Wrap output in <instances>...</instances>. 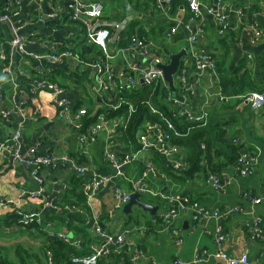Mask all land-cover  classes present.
Segmentation results:
<instances>
[{"label": "built area", "instance_id": "1", "mask_svg": "<svg viewBox=\"0 0 264 264\" xmlns=\"http://www.w3.org/2000/svg\"><path fill=\"white\" fill-rule=\"evenodd\" d=\"M152 1L159 11L160 19L172 24L170 29L165 32L164 39L172 42L180 28L188 32L187 48L185 49L187 61L183 62L178 72L173 75L174 92L164 78L163 66L169 64V56L163 52L162 45L148 37H140L138 34L140 29L135 30V26L134 31L131 32L128 19H115L108 16L104 6L98 0H65L64 7L52 10L46 16L50 21L60 22L67 19L80 24L84 29V40L81 44L96 48L89 57L73 51L69 45L60 41L48 43L46 54L28 53L26 50L27 40L21 35L22 26L15 21L19 16L17 0H7L5 9L0 13V24L10 23L11 40L8 44V51L0 54V58L5 62L4 69L8 76L5 82L0 83V106L3 107L0 109V120L4 123H11L13 119H16V123L14 131L9 136L0 137V157L5 153L18 165L29 167L30 175L37 184V188L34 190L22 188L17 200H8V203L17 207L15 211L21 226L36 225L47 237L69 242V234L50 230L52 224L44 219L41 211L25 212L19 208L23 199H43L44 206L53 211L62 210L47 199L44 175L48 170L61 168L80 177L88 176L85 189L87 199L111 184L113 199L118 208H123L133 194L164 201L166 208L161 218L169 227L170 235L178 246L184 243L181 229L177 226L182 213L191 212L194 224L215 222L212 235L214 248L196 254L190 261L178 259L173 264H197L209 260H216L219 264H255L250 261L246 251L237 257L225 251L227 235L222 221L231 212L230 210L208 207L187 195L165 194L150 186L148 176L158 172L152 158L154 155L162 157L166 166L175 172H182L189 168L184 148L174 142V136H176L174 119L180 118L186 122L202 123L203 125L207 123V112L203 110L195 112L191 108V99L195 97L198 85L206 74H210L218 84L215 57L197 46L198 41L205 34L203 12L216 18L217 33L223 35L229 30L228 17L229 13L233 11L238 16L241 35L249 47H255L264 40V27L257 20L261 12L254 13L249 18L246 13L249 8H234L224 0H217L216 3L208 6H204L201 0H185L190 15L186 22H181L169 13L172 0ZM156 9L147 8V15H151ZM246 17L248 21H242ZM17 52L28 56L35 63L36 70L41 72L40 78L31 80L26 87H22V84L13 75V57ZM248 58L252 59V56L248 55ZM190 63L194 68L193 72L190 71ZM43 64L48 65V71L53 74L61 69L68 75L77 70L83 72L92 70L94 72L95 79L90 87V97L99 106L96 105L90 114V120H88L87 108L85 106L76 108V104L68 97L69 90L66 87L42 74ZM7 84L11 89L13 108H4ZM143 87H152L148 100L137 104L127 102L124 98L116 101L117 95L126 89ZM41 92L49 93L50 102L56 110V118L63 120L77 133L82 156L87 155L88 148L102 139L105 160L110 166L111 173L103 174L90 161L81 162L78 158L68 154L40 153L36 149L23 151L24 128L28 122L39 117V108L33 104L34 99ZM241 98L253 112L264 108V92H251ZM229 99L220 91L218 92L219 102ZM155 102L169 105L168 113L162 111L155 105ZM126 105H128V115L136 113L139 106H147L154 115L150 119L142 120L136 133L140 147L135 150L130 141L125 142L123 139L125 136L124 124L127 120H125L126 117L122 110ZM28 107L32 108L31 112L26 111ZM118 111H120L119 114L113 116ZM121 128H123L122 131H120ZM235 143L238 144L237 140ZM120 147L127 148L124 154L118 153L117 148ZM201 148L205 149L204 143L201 144ZM140 160L144 165L143 175L138 179L127 177L125 169ZM258 162L259 152L241 148L234 163L236 174L242 178L252 175ZM121 180L128 184V188L123 187L120 183ZM205 181L214 192H223L226 189V182L217 173L208 171ZM244 197L250 207L246 211L248 219L243 223V229L251 240L264 239V218L256 214L255 211V207L262 203L263 198L256 197L251 193H245ZM4 203L5 201L0 199V207ZM64 210L68 214L82 213L81 210L74 207L67 206ZM82 214H84L83 224L101 238V244L91 255L73 256L74 263L97 264L98 260L109 250L121 251L129 245L126 241V233L114 236L116 237L114 240L113 236L102 230L96 214L93 212ZM141 256H143L142 252L136 249L130 258L131 264H137ZM259 264H264V250L260 254Z\"/></svg>", "mask_w": 264, "mask_h": 264}, {"label": "crops", "instance_id": "2", "mask_svg": "<svg viewBox=\"0 0 264 264\" xmlns=\"http://www.w3.org/2000/svg\"><path fill=\"white\" fill-rule=\"evenodd\" d=\"M98 1L104 6L106 14L112 18H115L116 15L121 16V10L123 13L121 18H128L130 22H145L147 27L141 30H144L146 35L151 33L157 36L160 29L168 27L166 26L167 24H165L166 21L160 19L159 11L155 8L152 0ZM216 1L217 0H201L204 6H208L212 3L214 4ZM224 1L231 4L234 8H250L256 2L255 0H238V3L235 4L233 0ZM143 3H147L148 7L144 6L142 10H138V4ZM258 3L261 15H258L257 20L261 26L264 27V15H262V12H264V0ZM116 4L119 5L118 9L113 11L109 9L113 8ZM6 5L7 0H0V13L5 9ZM17 5L19 16L15 21L22 26L21 35L27 40L26 50L28 53L46 54V45L52 41H60L69 45L71 48L76 47V50L79 48L82 41L78 43L75 38L79 32H84L80 24L68 22L60 29H57L55 27H50L47 23L50 21L46 17L47 13L57 8L64 7L65 0H42L41 2L40 0H17ZM147 8L156 9L157 12L154 11L151 15H147ZM189 15L190 13L188 10L183 9L178 13L177 19H179L178 21L186 22ZM203 15L205 17V34L200 38L197 46L201 50L209 52L212 55L220 54L221 57L225 52L223 47H221L216 40L225 36V43L228 44L230 50L229 53L226 54L229 70L234 71V68L240 61L245 62L252 70V78L264 88V73L260 62L264 53V40L255 47H249L241 35L238 16L233 11L229 13L228 17L229 30L223 35L217 33L216 18L207 15L206 12H203ZM242 21L247 22V17ZM169 29L170 27H168L166 31ZM187 37L188 32L180 28L174 40L170 42V45L174 44L175 46H180L178 49V52H180L187 48ZM10 40V23L0 24V54L8 51ZM156 41L162 45L163 52L168 54L164 50V39H157ZM93 51L94 50L89 51L86 57H89ZM76 52L82 55L85 54L80 51ZM248 55H251L252 59H249ZM186 61L187 60H184V62ZM25 62H28L30 72L23 66ZM4 64V60L0 58V83L8 79ZM47 66L48 65L43 64L42 74L50 79L56 78L59 83L63 79V86L69 90L68 97L73 103L76 105L79 102L87 104L91 101L90 87L93 85L95 79V74L92 70H87L85 72L76 71L77 73H86V81H84L85 86H82L80 83L76 82L78 81L77 79H71L66 71L64 74L60 72L53 74L48 71ZM190 71H194L192 65ZM40 74L41 72L36 70L35 63H33L28 56L18 52L15 53L13 57V75L15 79L22 84V87H26L31 80L40 78ZM80 91H82L83 94H80ZM218 92L217 80H214L210 74H206L198 85L195 97L191 99V108L195 112L203 110L209 115L211 110L221 105V102L218 100ZM215 97L216 101H214ZM49 98L48 92H41L36 96V99H34L33 105L38 106L40 114L36 120H31L24 128L23 151L36 149L40 153H63L83 160V162L88 160L94 165L97 159L98 163H101L102 167L108 169L109 172H102L99 170L100 168L98 170L103 174L111 173L110 166L105 160L104 142H102V139L91 148H88L87 155L82 156L80 153L82 148L78 144L77 133L72 127L66 123L64 130L60 133L52 129L55 124L56 110ZM5 107L13 108L9 84L6 85L5 89L4 108ZM95 107L96 105L94 109ZM1 108L3 107L0 106V109ZM26 111L31 112L32 108L28 107ZM245 112L246 107H240L239 112L235 113L234 121L231 125L226 126V130L227 132L229 130L234 132L233 136H236L235 139L238 144L239 142L243 143V148H246L247 145L248 149L259 152V162L254 168L252 175L242 178L236 174L234 164L224 166L221 170L214 173L219 174L223 178V181L227 184L225 187L226 189H224L223 192H214L205 181L206 174L208 171H211L207 165H205V170L200 172L203 173L202 177L196 178V176L200 174L198 173L192 179H187L183 174L168 168L162 157L154 155L152 158L158 172L156 174H150L148 176V182L151 187L159 189L165 194L187 195L208 207L230 210L231 212L222 221L227 235L225 251L235 257L246 251L249 254L250 261L259 264L260 254L264 250V239L251 240L243 229V223L248 219L246 211H248L250 207L248 201L244 197L245 193H251L256 197L263 198L262 203L255 207V211L256 214L264 218V108L259 112L248 111L250 112L249 115ZM219 117L223 118L224 115L221 114ZM15 123L16 119H13L11 123H4L0 120V137L9 136L14 131ZM47 125L48 128H46ZM126 150V147L117 148L119 154H124ZM143 171V161L140 160L128 166L125 169V174L131 179H138L143 175ZM44 175L48 200L53 193L55 184L63 186L56 196L58 202L62 200L65 191L69 189L80 191L86 197L85 189L88 183V176L80 177L61 168L48 170ZM73 177L75 180H79L78 183L71 181ZM120 183L123 187L128 188V184L124 180H121ZM22 188L31 190L37 188L36 182L30 175V168L18 165L10 156L4 153L3 156L0 157V199L4 200L5 203L0 207V223L6 226L9 231H13L14 234L11 238H7L3 243H0V246H3L6 250H13L18 244L24 246L25 249L38 250L39 246L46 240L33 229L26 230L21 226L15 211L17 207L8 203V200H17ZM112 190V185L108 184L99 190L93 197L88 198L86 200L89 208L88 212L81 208L78 209L81 210L82 213L93 212L96 214L102 230L107 234L114 237L126 233V241L129 244L126 246V248L128 247V254L132 256L136 249L140 250L143 254L137 264H173L178 259L190 261L196 254L214 248L212 235L215 229V222L210 221L207 224H194L191 212L186 211L182 213L178 219L177 226L181 229L184 243L178 246L175 239L170 235L169 227L161 218L166 208L164 201L157 198H148L149 196L144 199L148 203L159 207L156 216H151L147 212L141 213L137 219H133L131 217L132 215H125L124 212L122 215L116 216L115 213L122 208L116 206ZM44 203L45 201L43 199H23L19 208L25 212L41 211L44 219L51 222V231L67 233L72 239V232L68 231L63 226H57L55 222L49 219V215L53 210L44 206ZM63 210L64 209H62V211ZM82 213L78 212L75 215L78 218L84 219V214ZM63 214L66 215V213ZM19 231L24 232V235L27 237H17L21 236L19 234L15 235V233ZM86 232L91 238V244L88 248L91 250V254H93L96 248L100 246L101 238L97 234L91 232L87 227ZM76 240V245H80L81 239L78 240V238H76ZM122 251L123 250L119 252ZM197 264H219V262L216 260H209L208 262Z\"/></svg>", "mask_w": 264, "mask_h": 264}, {"label": "trees", "instance_id": "3", "mask_svg": "<svg viewBox=\"0 0 264 264\" xmlns=\"http://www.w3.org/2000/svg\"><path fill=\"white\" fill-rule=\"evenodd\" d=\"M255 4L246 10L249 18L254 13L260 12L259 1L255 0ZM236 4L238 0H233ZM148 7L147 3L138 4V10ZM188 10V4L185 0H172L170 15L172 17H177L178 13L181 10ZM123 11V8H122ZM189 12V10H188ZM121 16L123 13L121 12ZM120 15H116L115 19H121ZM67 19L63 21H49L47 22L50 27H55L60 29L65 23H68ZM136 22L132 21L129 23L130 31H134V24ZM166 26L171 27V23H165ZM138 34L140 37H146L144 30H139ZM225 36L220 37L216 40L221 47H223L224 54L220 57V54L213 55L216 60V69L218 77V90L226 97L230 99L228 101L221 102L220 106L215 107L210 111L206 125L202 123H193L186 122L180 118L174 119L175 122V133L174 142L181 145L187 157V162L189 163V168L181 173L187 179H192L195 175L205 170V165L209 167L212 172H218L224 166H229L235 163L238 151L243 148V143H235L236 136H230L227 133L226 126L231 125L234 121L235 113L239 112L240 107H246L243 102L242 96L251 93V92H264L262 85L258 84L252 78V70L245 64V62L240 61L234 71H230L227 66L228 58L227 53H229V46L225 43ZM73 51L84 52L86 55L91 50H96L85 44H80L79 49L76 50V47L71 48ZM184 62L183 60L181 61ZM262 71L264 73V53L261 58ZM79 70H77L78 72ZM60 73L64 74V70L61 69ZM74 72L71 75H68L71 79H77V83L84 85L86 81V73H77ZM68 77V78H69ZM50 79V78H49ZM56 80V78L50 79ZM63 86L64 81L60 82ZM152 87H143V88H130L119 93L117 95L116 101H120L121 98L126 99L127 102L132 104H137L142 101H146L150 97V92ZM161 97V96H160ZM91 99V98H90ZM162 100V99H161ZM97 105L96 101H91L87 104L84 102H79L76 105V108L85 106L89 112L88 120L91 119L90 114L94 110V106ZM129 105V104H128ZM128 105L123 107L122 113H124L127 121H125V136L123 137L125 142H131L133 149H138L136 139V133L140 127L143 119H150L154 115L151 113L147 106H139L136 113L128 115ZM162 111L168 113L169 105H162L159 102H155ZM99 106V105H97ZM249 111L252 110L249 108ZM120 112V111H119ZM119 113H116L118 115ZM224 115L223 118L219 117ZM222 119V121H218ZM123 128L120 129L122 131ZM204 143L205 149L201 148V144ZM127 144V143H126ZM100 155V153L98 152ZM97 154V156H98ZM83 162V160H80ZM95 165L102 172H109L108 169L102 167L101 163H98L97 159L95 160ZM156 161V160H155ZM72 182L78 183L79 180H75L73 177ZM87 197H85L82 192L75 191L74 189H69L65 191L64 197L61 201L58 202L57 198L53 200V203L60 208L64 209L66 206L71 208H81L84 211L89 210L87 206ZM65 213V212H64ZM49 219L59 227H65L68 231L72 232L73 238L69 242H64L58 238H49L42 233L40 227L36 225L24 227L26 230L33 229L44 239V242L39 246L38 250L25 249L22 245H16L13 250L8 249L5 253L1 252V249H4L3 246H0V264H82L74 263L72 261L73 256H87L91 254L88 246L91 244V238L86 232V227L83 225L84 219L76 217L75 214H63L60 211H53L49 215ZM76 238L81 239V244L76 245ZM128 247L119 252L117 250L111 249L101 257L97 264H131L130 258L131 255L128 254Z\"/></svg>", "mask_w": 264, "mask_h": 264}, {"label": "rangeland", "instance_id": "4", "mask_svg": "<svg viewBox=\"0 0 264 264\" xmlns=\"http://www.w3.org/2000/svg\"><path fill=\"white\" fill-rule=\"evenodd\" d=\"M133 5H134V3H133ZM118 4H116V5H114L113 6V8H109V9H111L112 11L113 10H115V9H118ZM113 13V12H112ZM112 19V18H111ZM135 30H139V29H143V28H146L147 27V25L145 24V22H142V21H140V22H136L135 24ZM167 28L168 27H164V28H162V29H160L159 30V32H158V34H157V36H154L153 34H151V33H148L147 34V37L149 38V39H152V40H163L164 39V34H165V32H166V30H167ZM75 40H76V42H78V41H83L84 40V32L82 33V32H79V34L77 35V37L75 38ZM164 45H165V52L166 53H168V54H166V55H170V54H175V53H177L178 52V49L180 48V46H175L174 44V46L173 45H170V42L169 41H167L166 39H164ZM79 42V43H80ZM179 53V52H178ZM183 60H186V58H183ZM24 67H26L27 68V70L30 72V67H29V64H28V62H25V65H23ZM175 80H176V77H175ZM80 94H83V92L82 91H80ZM214 101H216V97L214 98ZM262 110V109H261ZM249 111V107L248 106H246V114H250V112H248ZM260 111V110H259ZM258 111V112H259ZM222 121V119H218V121ZM54 126L52 127V129L53 130H55L56 132H58V133H60L61 131H63L64 130V128H65V126H66V123L63 121V120H61V119H58V118H55V121H54ZM228 135H230V136H232L233 135V131L232 130H229L228 132ZM248 146L246 145V148H247ZM203 176V173H200V174H198L197 176H196V178L197 177H202ZM148 196H142L141 198L144 200V199H146ZM148 198H150V197H148ZM141 213H143V211L141 210V208H139L138 206H134L133 207V212H132V218L133 219H137L138 218V216H140L141 215ZM123 214V208L122 209H120V210H118L116 213H115V215L117 216V215H122ZM25 233H27V232H25ZM16 234H19V235H21V236H17V237H20V238H24V237H27V236H25L24 235V232H16L15 233V235ZM12 235H14L13 234V231H9L8 230V228H6V226H4L2 223H0V243H3V241L5 240V239H7V238H11L12 237ZM24 247V246H23ZM7 250L6 249H1V252H3V253H5Z\"/></svg>", "mask_w": 264, "mask_h": 264}, {"label": "water", "instance_id": "5", "mask_svg": "<svg viewBox=\"0 0 264 264\" xmlns=\"http://www.w3.org/2000/svg\"><path fill=\"white\" fill-rule=\"evenodd\" d=\"M128 19V18H127ZM129 20V19H128ZM187 53L186 50H181L179 53L170 54L169 55V64L163 66L164 69V78L169 83L171 90L174 92V83H173V75L178 72V69L181 67L183 58H186ZM48 128V125L46 126ZM63 186L55 184L53 193L49 197V202H53L56 199L58 192L62 189ZM138 206L141 208L143 212L149 213L151 216H156L159 211L158 206H154L147 201L143 200L140 195L133 194L131 196L130 201L123 207V212L125 215H131L133 212V207ZM61 213L65 211L60 210ZM66 213V212H65ZM67 214V213H66ZM116 240V237H114Z\"/></svg>", "mask_w": 264, "mask_h": 264}, {"label": "bare ground", "instance_id": "6", "mask_svg": "<svg viewBox=\"0 0 264 264\" xmlns=\"http://www.w3.org/2000/svg\"><path fill=\"white\" fill-rule=\"evenodd\" d=\"M79 42H80V41H78V43H79ZM78 49H79V48H78ZM116 113H119V111H118V112H116ZM116 113H115L113 116H117V115H116Z\"/></svg>", "mask_w": 264, "mask_h": 264}]
</instances>
